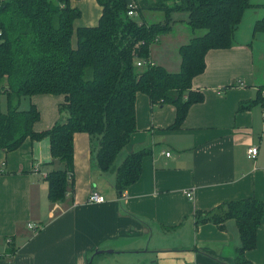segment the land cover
I'll use <instances>...</instances> for the list:
<instances>
[{"label":"crops","instance_id":"crops-1","mask_svg":"<svg viewBox=\"0 0 264 264\" xmlns=\"http://www.w3.org/2000/svg\"><path fill=\"white\" fill-rule=\"evenodd\" d=\"M251 2L234 43L207 51L204 71L193 78V88L204 98L190 105L180 127H170L174 103L154 102L137 92V128L118 163L127 152L152 150L139 179L122 194L115 172L99 175L86 131L75 133L74 166L62 200H52L48 180L40 178L64 167L53 159L49 135L29 136L13 149L0 147V264H91L102 247L123 253L131 264H234L241 243L235 219L222 228L210 221L197 224L195 213L244 196L264 203V31H254L264 0ZM71 3L81 9L76 26L98 23L102 6L97 0ZM167 62L173 64L164 58L159 63L180 69L181 59L171 67ZM63 99L62 93H35L23 96L21 106H37L41 115L34 128L40 131L58 120ZM0 100L7 110L5 92ZM253 144L259 151L249 157ZM93 186L104 201L88 200ZM245 255L264 264V214L257 244Z\"/></svg>","mask_w":264,"mask_h":264},{"label":"trees","instance_id":"trees-1","mask_svg":"<svg viewBox=\"0 0 264 264\" xmlns=\"http://www.w3.org/2000/svg\"><path fill=\"white\" fill-rule=\"evenodd\" d=\"M97 1L102 6L98 23L78 26L81 9L71 0H5L0 5V95L5 92L8 102L4 110L0 100V147L13 149L29 136H50L53 159L64 163L45 176L52 200L66 195L77 131L89 133L99 175L115 172L118 192L139 179L150 146L127 152L117 162L137 128V92H146L154 102L174 103L177 113L170 127H180L190 105L204 98L203 91L193 88V78L204 71L207 51L234 43L235 30L252 5L251 0H135L137 15L185 9L190 26L203 30L180 45V69L171 71L150 56L151 44L169 30V22L137 20L128 13L129 0ZM254 31H264V15ZM47 92L64 94L59 108L66 115L38 131L34 122L40 110L33 103L23 108L21 100ZM263 214L261 199L244 196L198 210L195 217L197 224L210 221L222 228L234 218L241 240L234 264H257L245 251L257 244Z\"/></svg>","mask_w":264,"mask_h":264},{"label":"rangeland","instance_id":"rangeland-1","mask_svg":"<svg viewBox=\"0 0 264 264\" xmlns=\"http://www.w3.org/2000/svg\"><path fill=\"white\" fill-rule=\"evenodd\" d=\"M189 12L185 9H178L171 11L170 14H167L162 10H144L143 14L136 15L135 17L139 21H148V22H169L170 28L166 32L160 34L158 41H155L151 44L152 49V60L159 62L164 58L173 64H178V61L181 59L180 54V45L182 43L188 42L191 36L195 33H200L202 29L194 30L188 23ZM151 56V54H150ZM158 62V63H159ZM171 67L173 64L167 62ZM164 65V64H163ZM165 66V65H164ZM166 67V66H165ZM66 115L65 112H61L59 108V118H64ZM58 118V119H59ZM119 157L117 159V162ZM41 180L46 181L47 179L40 177ZM48 182V181H46ZM97 249H106V248H97ZM96 252V250H95ZM123 253L121 252H105L95 257L97 263L93 262L92 264H131L132 259H126L122 257ZM91 258V257H90ZM144 264V263H141Z\"/></svg>","mask_w":264,"mask_h":264},{"label":"built area","instance_id":"built-area-1","mask_svg":"<svg viewBox=\"0 0 264 264\" xmlns=\"http://www.w3.org/2000/svg\"><path fill=\"white\" fill-rule=\"evenodd\" d=\"M3 1H5V0H0V5L2 4ZM129 5H130V7L128 9V13L130 15H137L138 14V10L136 8V1L135 0H132ZM137 63L138 64H142L143 61H138ZM258 151H259L258 145L253 144L252 146H250L248 148V155H249V157H255L257 155ZM167 154H170V152L167 151ZM37 170H38V168H37ZM186 194L190 198L193 197L192 190H188L186 192ZM88 200L89 201H93V202H101V201H104L105 200V195L96 186H93V188H92V190H91V192L89 194ZM29 226L32 227V228H36L38 225L35 222H29Z\"/></svg>","mask_w":264,"mask_h":264},{"label":"water","instance_id":"water-1","mask_svg":"<svg viewBox=\"0 0 264 264\" xmlns=\"http://www.w3.org/2000/svg\"><path fill=\"white\" fill-rule=\"evenodd\" d=\"M105 252H113V249H111V248L96 249V253H105Z\"/></svg>","mask_w":264,"mask_h":264}]
</instances>
